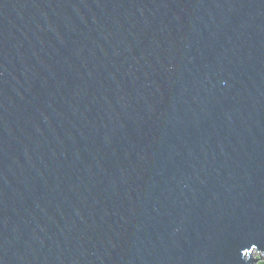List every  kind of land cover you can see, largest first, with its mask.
<instances>
[{
    "label": "water",
    "instance_id": "water-1",
    "mask_svg": "<svg viewBox=\"0 0 264 264\" xmlns=\"http://www.w3.org/2000/svg\"><path fill=\"white\" fill-rule=\"evenodd\" d=\"M264 253V0H0V264Z\"/></svg>",
    "mask_w": 264,
    "mask_h": 264
},
{
    "label": "trees",
    "instance_id": "trees-1",
    "mask_svg": "<svg viewBox=\"0 0 264 264\" xmlns=\"http://www.w3.org/2000/svg\"><path fill=\"white\" fill-rule=\"evenodd\" d=\"M252 264H264V253L256 255Z\"/></svg>",
    "mask_w": 264,
    "mask_h": 264
},
{
    "label": "rangeland",
    "instance_id": "rangeland-1",
    "mask_svg": "<svg viewBox=\"0 0 264 264\" xmlns=\"http://www.w3.org/2000/svg\"><path fill=\"white\" fill-rule=\"evenodd\" d=\"M261 252L256 251V250H252L251 254L249 255L250 259L253 261L255 256L260 254Z\"/></svg>",
    "mask_w": 264,
    "mask_h": 264
}]
</instances>
